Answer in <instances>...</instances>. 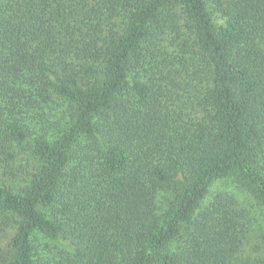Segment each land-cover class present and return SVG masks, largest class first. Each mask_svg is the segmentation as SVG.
Returning <instances> with one entry per match:
<instances>
[{
    "label": "trees",
    "instance_id": "1",
    "mask_svg": "<svg viewBox=\"0 0 264 264\" xmlns=\"http://www.w3.org/2000/svg\"><path fill=\"white\" fill-rule=\"evenodd\" d=\"M228 177L264 210V0H0V264H264Z\"/></svg>",
    "mask_w": 264,
    "mask_h": 264
},
{
    "label": "rangeland",
    "instance_id": "2",
    "mask_svg": "<svg viewBox=\"0 0 264 264\" xmlns=\"http://www.w3.org/2000/svg\"><path fill=\"white\" fill-rule=\"evenodd\" d=\"M219 191L227 192L235 195V197L239 200L242 206H245L251 211H253L257 225L264 230V210H262V208H260L256 204V202L253 200L251 195L242 187H240L234 181L233 178L228 177V178L216 180L211 185L205 202H208ZM39 237H40L39 240L36 241V245L41 255H46L50 250V248L46 247V244H48L50 247H60V248L64 247V243L57 242L54 240H49L47 238H42L40 235ZM53 251H55L54 248Z\"/></svg>",
    "mask_w": 264,
    "mask_h": 264
}]
</instances>
